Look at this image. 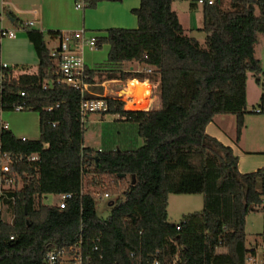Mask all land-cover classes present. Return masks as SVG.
I'll list each match as a JSON object with an SVG mask.
<instances>
[{"label": "trees", "instance_id": "16d2710c", "mask_svg": "<svg viewBox=\"0 0 264 264\" xmlns=\"http://www.w3.org/2000/svg\"><path fill=\"white\" fill-rule=\"evenodd\" d=\"M100 1L84 0L85 8ZM175 1L141 0L133 10L137 28L113 27L96 37L97 48L105 43L110 48L100 69H88L90 82L101 72L106 79L124 81L150 78L156 83V76L161 99L159 109L126 110L121 99L105 98L102 113L118 115L132 127V137L125 132L122 143L106 147L84 143L79 90L65 83L43 88L53 78L51 49L43 32L27 27L38 69L6 82L3 103L10 111L14 103L37 111L40 137L22 140L3 129L1 138L3 151L13 157L39 159L11 167L9 175L17 182L7 201L14 218L0 220V264H46L50 248H68L80 240L83 264H247L257 249L246 246V216L253 211L263 214L264 241V168L241 173L233 148L206 131L217 115L235 114L240 140L247 74L260 82L263 72L256 45L264 35V0H231L228 8L220 0L204 4V45L186 33ZM57 34L50 32L54 38ZM129 62L144 70L124 68ZM107 177L114 181L111 192L103 194L108 192L114 204L102 218L97 196L84 188L98 187ZM126 179V188L118 189ZM69 192L73 197L64 208L43 203V195ZM175 193L203 194L204 208L178 224L169 222L168 198Z\"/></svg>", "mask_w": 264, "mask_h": 264}, {"label": "crops", "instance_id": "0c3cea01", "mask_svg": "<svg viewBox=\"0 0 264 264\" xmlns=\"http://www.w3.org/2000/svg\"><path fill=\"white\" fill-rule=\"evenodd\" d=\"M78 1L84 0H0V28L18 30L17 37L5 38L0 43V65L7 63L23 66L30 73L37 71L40 60L34 45L27 36L28 29L27 27L25 29L19 27L24 22L33 21V25L30 27L43 32L45 42L51 50L58 47L59 40L51 37L50 32H72L83 29L88 36L97 37L103 36L105 30L113 27L129 29L138 27L137 15L133 10L140 7L141 0H103L95 8L84 7L83 9L76 7ZM192 1L191 8H195L194 6L197 4L194 0ZM173 9L179 16L178 9ZM188 13L187 25H183L180 16L179 20L186 33L191 37H195L192 33L194 26L191 23L193 17L191 15L193 14L191 12ZM192 13L197 14L196 24L201 29L203 26V8L200 11L196 9ZM198 40L200 41V39ZM109 48L108 46L106 47V43L101 49L85 46L83 48V56L88 69H100L101 64L107 58ZM256 56L262 62L263 72L260 75V82L257 83L256 81L258 85L256 86L257 94L251 101L249 100L248 84H246L247 111L244 115V126L240 140L236 141L237 116L235 114L217 115L206 128L209 135L233 148L234 154L239 159L238 168L241 173L254 172L264 168V35L261 36L256 45ZM129 68L133 70L134 66L131 65ZM138 70L136 69V71ZM154 77L157 81L158 93L155 95V102L152 105L154 106L155 104V108L152 109H159L161 107L159 80L158 77ZM96 79L97 75L95 81ZM109 81L122 83V80L118 79H109ZM127 81L138 84L143 90L141 107L144 109L147 106L145 87L148 83L135 79H128ZM95 83L101 84L100 82ZM257 109H260V111H257ZM6 114L7 112L4 114V118L11 129V119L9 121ZM16 136L22 137L26 135ZM26 137L29 138L28 136ZM253 246L255 245L251 247ZM256 258L255 260H247V264H264V248L261 253H258L256 249Z\"/></svg>", "mask_w": 264, "mask_h": 264}, {"label": "built area", "instance_id": "2783aa9c", "mask_svg": "<svg viewBox=\"0 0 264 264\" xmlns=\"http://www.w3.org/2000/svg\"><path fill=\"white\" fill-rule=\"evenodd\" d=\"M198 4L204 5L214 4L215 0H197ZM77 8H84V1H78L76 3ZM1 19V16H0ZM33 21L24 22L20 24V28L25 29L28 26H32ZM17 29H7L0 28V43L5 38H15L17 37ZM59 40V45L57 48L51 50L52 55V64L51 70L53 74V78L47 79V81L43 84V88L53 87L57 83H65L72 86L74 89L79 90L81 94V122L84 125L86 122V118L91 113H100L107 109V102L105 98L107 96L105 94H101L100 92H95L93 90L94 86H104L103 83L97 84L95 82L89 81L88 75V67L86 66L84 56H83V48L85 46H89L91 48L96 47V37L88 36L85 30H77V31H62L58 32L56 37ZM148 72H152L151 69H148ZM28 72L23 66L13 65V64H1L0 65V154H1V166H0V220L11 223L14 218V211L10 207V203L7 201L10 197V194L13 193L16 189V177L14 175H9L11 173V167L14 163L20 161H29L35 162L39 159L37 155H26L19 154L17 156H12L11 154L3 151V142L1 138V131L3 129H10L8 123L4 118V114L9 112L10 110L5 109L3 103V93L5 83L14 78H19L20 75ZM122 84V83H121ZM127 85L122 87V90H125ZM24 94V93H22ZM91 95L92 97H88ZM125 98L118 97L124 102V108L128 109L129 99L132 97ZM127 97V98H126ZM60 104H56V106H49L47 110L51 111L55 107H59ZM26 110L25 103H14L12 105V111H23ZM260 111V109H257ZM53 125L56 123L52 122ZM22 140H27L26 136L18 137ZM48 146V143L45 144ZM101 150V149H100ZM47 196L55 197L54 200L49 201ZM98 198H108L110 199V194L108 192L104 194L97 195ZM73 197L72 193H63L57 196L53 194L43 195V203L52 205L57 203L60 208H64L67 205V202L70 198ZM10 200V199H9ZM12 200L14 201V197L12 196ZM47 200L48 202H44ZM56 201V202H54ZM111 201V199L109 200ZM9 216V221H6L3 216ZM177 229H180V226H177ZM13 238V237H11ZM99 241V238L96 239V242ZM264 248V246H263ZM93 251H98V245L93 247ZM102 258V255H100ZM256 253L250 254L247 260H255ZM44 262L46 264H83L84 263V252H83V242L82 240L74 243L68 248H59L52 247L50 248L44 257ZM154 264H159L158 261H155Z\"/></svg>", "mask_w": 264, "mask_h": 264}, {"label": "rangeland", "instance_id": "374dc122", "mask_svg": "<svg viewBox=\"0 0 264 264\" xmlns=\"http://www.w3.org/2000/svg\"><path fill=\"white\" fill-rule=\"evenodd\" d=\"M223 8H228L230 6L231 0H220ZM192 0H176L173 3V8L178 9L180 20L183 25H187V21L189 19L188 12H191L192 21L191 23L194 26L192 31L193 36L200 39V42L205 44V32L202 31L197 25L196 13L194 12L196 9L200 11L203 8V5L198 4L193 5L195 8H191ZM191 8V9H190ZM199 13V12H198ZM200 23V22H199ZM109 47V44L106 43V47ZM103 48V46L101 47ZM98 48V49H101ZM131 65L134 66V69H139L141 71L144 70V66L137 63H125L124 68H129ZM98 66V65H97ZM135 79V78H134ZM120 80V79H118ZM130 80V79H129ZM140 81L139 79H135ZM107 81V82H104ZM146 82L147 86L145 87V91L147 93L146 103L147 106L144 109H147L150 106L149 110H154L155 108L153 103L155 102V95L158 93L157 90V82H153L150 78H146L141 82ZM95 82L104 83V86H94L93 90L96 92H100L101 94H105L107 97H121L125 98L122 91V87L128 83V81L122 80V84L120 82H112L109 79H106L104 72L97 74V79ZM258 83V82H257ZM256 78L252 72H248L247 74V84H248V94L249 100L251 101L255 98L257 94ZM113 86V87H112ZM124 100V99H122ZM132 99H129V101ZM142 104V103H141ZM141 104L135 109H126V110H141ZM151 104V105H150ZM9 118L10 125L12 131L16 135H26L29 139L35 140L40 137V122H39V113L35 110H23V111H9L6 114ZM122 120L118 117V115L104 114L100 113H91L84 123L85 133H84V143L85 145L100 147V146H108V144H113L120 142L122 143V136L126 132L128 136L132 137V127H129L127 124H123ZM127 126V127H126ZM213 128V127H212ZM103 184L98 187L88 186L86 187L87 179L85 178V190H89L95 195L103 194L105 191H110V184L114 181L113 178L107 177L103 179ZM128 185V180L119 181L117 188L119 187L123 190ZM120 189L119 192L122 190ZM111 192V191H110ZM98 198V196L96 197ZM49 201L55 199V197L47 196ZM108 198L100 199L98 198L97 204V212L100 217L107 218L111 213V206H109ZM44 202H48L44 200ZM56 202V201H54ZM204 208V196L203 194H182L175 193L170 194L168 198L167 205V220L171 223L178 224L183 221L188 215L194 214L196 212L202 211ZM3 218L6 221H9V216L5 215ZM263 231V214L259 211L250 212L246 216V246L251 247L252 245H257V252H263L264 241L260 233ZM264 260V259H263Z\"/></svg>", "mask_w": 264, "mask_h": 264}, {"label": "bare ground", "instance_id": "6f19581e", "mask_svg": "<svg viewBox=\"0 0 264 264\" xmlns=\"http://www.w3.org/2000/svg\"><path fill=\"white\" fill-rule=\"evenodd\" d=\"M126 85L127 88L125 89L124 93L127 97H132V100L128 102L127 106L130 109H135L141 104L143 90L140 88L138 84L132 82H128Z\"/></svg>", "mask_w": 264, "mask_h": 264}, {"label": "water", "instance_id": "95a60500", "mask_svg": "<svg viewBox=\"0 0 264 264\" xmlns=\"http://www.w3.org/2000/svg\"><path fill=\"white\" fill-rule=\"evenodd\" d=\"M131 70H132V68H131ZM122 91H123V93H124L125 90H122ZM118 176L123 178V177H125L126 175H125V174H119ZM134 183H135V177L133 176L132 184H134ZM113 204H114V201H110V202H109V206H112Z\"/></svg>", "mask_w": 264, "mask_h": 264}]
</instances>
